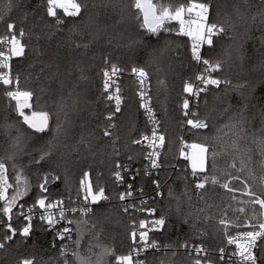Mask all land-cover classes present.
Instances as JSON below:
<instances>
[{
  "label": "snow or ice",
  "instance_id": "6c2138e0",
  "mask_svg": "<svg viewBox=\"0 0 264 264\" xmlns=\"http://www.w3.org/2000/svg\"><path fill=\"white\" fill-rule=\"evenodd\" d=\"M23 2L24 0H3V8H0V24L6 25L5 33L0 35V88H3V95L9 106L23 118L28 129L32 130L29 135L36 136L37 140L45 134H51L52 138L46 145L29 154L30 161L24 164L19 157L25 154L27 137L19 129L16 130V135H11V130L15 127L13 124L0 125V130H3L10 141L12 149L7 155L0 156V232L3 233L0 235V264H9L4 258L11 255L10 241L17 236L26 240L33 235L36 230L34 220L39 222L42 231L54 233L53 248L56 247L57 240L62 242L59 255L64 259V264H149V250L161 252L163 249V256L177 255V251L171 250L170 245H161L154 235L150 236L167 230L169 215L161 214L156 217L157 209L148 207L146 199H141L138 203L130 200L133 198L132 184H128L127 190L117 196L122 202L123 213L131 220L130 251L117 255L113 246L105 243L104 225L96 216L102 202L110 201L111 197L106 194L103 186L93 185L88 171L83 173L74 196L69 191L66 199L56 200L51 199L49 186L60 180L59 175L52 172L42 176L36 174L37 183L34 186L27 174L31 167H42L41 162L47 163L54 158L62 146L69 147L70 140L74 141L71 144L73 154H78L82 147L89 151L92 149L96 138L88 129L93 108L81 89V84L89 80L82 57L92 52L97 44H102L113 50L127 49L125 55L133 59L140 55V51H147V39L158 38L159 41L164 38L162 34L170 32L190 38L191 60L202 67V71L194 78L183 82L182 93L186 95L181 109L187 118L184 126L190 132L210 130L212 134L206 135L199 142L186 143L181 140L179 158L185 162L183 166L178 161H168L163 155L165 134L159 130L160 121L156 119L150 106L152 98L148 95V85L151 73L146 66L131 67V73L137 78L140 107L145 109L149 122L153 124L150 135L131 140L132 145H141L147 149L143 158L148 163L144 166L143 174L152 178L151 184L155 190V197L150 199L164 198L163 188H167L169 201H175L176 211L180 214L181 197L173 189V184L177 181L184 183L183 195L188 196L189 200L191 196L188 195L187 185L190 181L194 182L193 187L200 199L205 198L209 187L224 189L232 194L233 201L244 205L233 209L245 214L244 222L241 223L239 217L235 221L228 219L227 209L224 216L216 221L218 231L224 236V246L218 248V256H213L209 247H206L210 243L207 240H201L199 244L185 241L181 247L189 256L195 257L194 264H264V219H260L264 217V192L257 193L249 183V178L255 177L249 168L253 161L251 149L247 147L248 142L257 145L262 158L260 166L264 169V135L256 139L255 133L251 131L255 121L259 119L260 132L264 134V105L254 102L252 93L244 94L247 82L233 85L231 79L221 75L225 65L233 60V51L235 59L243 62L242 45L234 50L229 46L216 59L205 58L202 53L204 46L215 51L221 39L230 37L235 41L238 34L232 33L237 24L244 27L246 38L258 40L260 47L264 48V0H258L259 8L255 15H247L241 8V4L248 8L254 6L253 0H239L233 6L235 20L227 13L221 18L218 11L213 18L216 7L214 0H190L187 4H175L173 0H39L35 9L23 12L21 26L17 28V22L11 19V13ZM132 9L135 11H131ZM126 10L131 12L130 16L125 15ZM130 19L138 24L142 35L123 43V28ZM29 21L31 27L26 28ZM172 22H176L178 28L169 27ZM253 29L259 31L260 35L253 36ZM57 37L61 38L60 43L54 48L41 44L42 40L51 42ZM33 40L35 44L31 43ZM29 51L33 53L34 61L29 66L26 82H31L36 87H23L21 74L13 71L11 63L14 58H26ZM166 51L167 46L160 49L159 56H164ZM148 55L153 60L159 59L155 49L148 52ZM102 59L104 67L99 73L102 77V90L98 100L106 108L103 137L111 140L115 169L113 176L119 185L124 183L122 173H131V163L136 159L132 154L127 156V162L118 159L122 154V146L120 137L115 135V119L118 113H122L123 99L121 88L114 78H118L126 69L112 62L111 53L104 54ZM164 83L163 80L159 81L161 86ZM221 85L226 89L240 91L243 107L233 109L229 103L223 107L222 114L232 112V115L218 126L210 125L206 117L201 118L198 111L191 109L190 103L194 99L198 108L201 94H207L212 88L219 90ZM37 89L41 95L58 94L54 112L33 110L30 115L25 113L26 109L33 108L32 101ZM39 99L40 96H37V105ZM113 104L114 107L111 106ZM50 117L54 118V127L50 125ZM76 129H80L78 139ZM229 154L233 155L231 163L220 170L217 161ZM166 168L170 174L162 178L161 173ZM245 169H248V177L240 175ZM140 174L141 170L137 169L129 178L135 180ZM261 183L264 184V176L261 177ZM34 187L35 195L32 203L28 204L25 198L33 193ZM139 192L141 196L144 195L143 188ZM237 193L247 199L238 200ZM249 207L252 209L251 214H246ZM204 211L199 209L195 219H203L204 223H208L212 220L211 216L199 215ZM136 212L146 213L147 216L137 221L133 218ZM190 216L191 214L184 217L183 223L190 224L195 229L196 224L191 221ZM21 220L24 222L23 226L18 228L15 221ZM232 227H247L250 230L233 235L230 233ZM204 234L200 233L201 236ZM232 245L235 246L234 249L228 247ZM109 257L113 260L110 261ZM153 260H156L155 253ZM11 264H38V260L35 255L20 256L12 260ZM158 264H165V261L160 259Z\"/></svg>",
  "mask_w": 264,
  "mask_h": 264
},
{
  "label": "trees",
  "instance_id": "16d2710c",
  "mask_svg": "<svg viewBox=\"0 0 264 264\" xmlns=\"http://www.w3.org/2000/svg\"><path fill=\"white\" fill-rule=\"evenodd\" d=\"M190 0H173L175 4H187ZM239 0H214L216 5L213 11V18L216 16V12L220 13V17L223 18L225 14L232 16L235 20L236 16L233 13V6L237 4ZM39 0H24V2L11 13V19L17 22V28H19L20 20L23 12H31ZM252 7L248 8L241 4L242 10L247 15H255L259 8L258 0H253ZM0 8H3V0H0ZM131 11H135L132 9ZM126 16H130L131 12L125 11ZM251 23V21H249ZM69 27L71 24L68 25ZM25 27H31V21L25 25ZM169 27L178 28L176 22L169 24ZM6 31V25L0 24V35H3ZM124 39L123 43H127L129 39H138L142 35V30L139 29L138 24L134 20H129L127 25L123 28ZM233 35H237V39L233 41L230 37L219 40L215 51L210 50L207 46L204 48L203 53L207 58L216 59L224 54V50L229 46L234 50L243 46V62L235 59V52L233 51V60L225 65V70L221 73L222 76L226 75L231 79L233 85H239L246 83V88L243 90L245 95L252 93L254 96V102L264 105V48L260 47L259 41L248 39L244 34V27L237 24ZM253 36H259V31L253 29ZM163 39L150 38L147 39V51H140V55L133 59H129L125 53L127 49L113 50L109 49L102 44H97L92 52L87 56L82 57L83 66L86 68V75L89 77L87 83L81 84V89L86 94V101L91 103L93 108V115L90 117L91 123L89 125V131L94 133L95 140L91 151L87 148H81L78 154L71 152V144L74 143L70 140L69 147H61L59 152L56 153L54 158L50 159L47 163L41 162L42 167L33 166L27 170V174L31 179L32 184L35 186L37 183V175H43L45 173L52 172L55 175L60 176V180L50 185V192L52 193L51 199L59 197H67L69 191L75 195V190L79 187V181L83 177V173L88 171L90 173V179L93 185L103 186L106 190V194L111 197L110 201L102 202L100 208L97 209L96 216L104 225L105 243L113 246L117 255L127 254L130 250L131 241L129 239V232L131 231V220L128 215L122 211V202L118 200V193L121 192V187L115 182L112 174L114 172V158L111 153V140L103 137L104 127V115H106V108L101 100H98L100 92L102 90V77L99 75L101 69L104 67L103 55L111 53L112 62L118 63L126 70L124 73L131 71V67L134 65L146 66L151 73V95L155 109L162 121V133L165 134L166 146L163 155L168 161L179 162L180 166L185 163L179 158V149L181 140L186 143L199 142L204 137L211 136L210 130H202L199 133L190 132L184 126L185 116L183 115L181 104L184 98L182 93L183 82L189 78H194L198 65L195 61L191 60V40L186 36H177L175 32L162 34ZM60 37L53 39L51 42L42 40L41 44L49 48H54L60 43ZM35 44V40L31 41ZM167 46L165 55L160 57L159 51ZM156 50V56L158 60H153L148 52ZM34 56L31 51L28 52L26 58H14L13 59V71L21 74V84L23 87H36L31 82H26L29 66L33 63ZM163 80L165 83L163 86L159 84V81ZM254 90V91H253ZM3 88H0V125L13 124L15 127L11 130V135H16V130L19 129L20 133L27 137V144L25 145V154L19 157L20 162L28 164L30 161V155L35 150L43 145H46L51 140V134H45L39 140L36 136L29 135L32 130L28 129L27 125L23 123V118L20 117L9 106L7 98L3 95ZM121 95L123 98L122 113H118L115 119L117 129L115 135L120 137V145L122 146V154L118 159L123 162H127V156L132 154L136 159L131 163V172H136L135 169L141 170V174L132 181L134 187L140 186L144 189V194L149 196L148 207L156 208V216L161 214L169 215V224L167 230L162 233L150 234L161 243V245H170L171 250H176L177 255L175 257L163 256L162 252H155V250H149L147 253L149 264H158L160 259L165 261V264H194V256H189L185 250L181 247L188 241L189 243L199 244L201 240H207L210 243L206 244L213 256H218V248L224 246V236L221 231H218V225L216 221L224 216L227 209L228 219L235 221L237 217L240 218V222L243 223L245 214L233 211L235 208L244 207L237 201L231 199L232 194L228 193L219 187H209L204 199H200L196 195V191L193 187L192 181L187 185L188 195L191 196V200L188 196L183 195L185 185L183 182L177 181L173 184V189L176 195L181 197V209L180 214L176 211L175 201H169L167 195V188H163L164 198L155 197V190L151 184V177L144 176L143 169L146 165V161L143 158L145 150L140 145H132L131 140L139 139L143 132L148 130V125L143 116L140 102L137 95V85L133 78L130 76H124L121 82ZM37 96H40L39 104L36 103ZM58 99V94H43L41 95L37 89L36 96L33 97V108L27 109V112L48 110L54 112V104ZM206 101V103H205ZM223 101V103H221ZM233 106V109H239L243 107L241 100V92L232 89H226L224 85H221V89H210L207 94H202L199 101L198 108L194 107V111H198L201 118H207L210 125L218 126L224 123L232 112L222 114L223 107L228 104ZM14 105L15 102L13 101ZM113 107V105H111ZM251 115V112L248 113ZM50 125L54 127V118L50 117ZM261 124L259 119L254 123L252 132L255 133V138H261L260 132ZM80 129H76V139L79 138ZM127 145L128 147H124ZM242 146H244L242 144ZM247 147L251 149L252 163L249 168L252 170V174L255 179L249 178V183L253 189L257 192H264V184L261 183V177L264 176V169L260 166L259 149L256 144L251 142L247 143ZM10 141L6 138L3 130H0V156L7 155L11 151ZM233 155L229 154L217 161L218 168L223 170L227 168V165L231 163ZM237 166L239 167V158H237ZM234 171V170H233ZM166 174H170L166 168L164 173H161L163 178ZM242 177H248V169H245L240 173ZM35 187L33 193L29 197L25 198L28 204L32 203V197L35 195ZM239 199H247V197H241L239 193L236 194ZM211 207H208V206ZM258 209L259 206L257 205ZM204 209L205 211L199 213L201 217L211 216L212 220L208 223H204L203 219L197 221L195 219L198 210ZM251 207L247 209L246 214H251ZM192 222L196 224L193 229L190 224H184L183 218L189 217ZM137 214H133V218H136ZM264 219V217H260ZM23 221H15L16 226L22 227ZM36 230L33 235L28 239H23L17 236L13 241H10L11 255L5 257L4 260L11 264V261L18 259L20 256L35 255L38 260V264H64V259L59 255L60 243L56 241V247H52L53 233L45 232L39 228V222L35 220ZM250 230L249 228H230V233L234 234L238 231ZM205 233L203 236L200 233ZM0 235H3L0 232ZM155 253L156 260H153V254ZM259 255V253H258ZM72 259V258H71ZM112 261L113 258L109 257Z\"/></svg>",
  "mask_w": 264,
  "mask_h": 264
},
{
  "label": "built area",
  "instance_id": "2783aa9c",
  "mask_svg": "<svg viewBox=\"0 0 264 264\" xmlns=\"http://www.w3.org/2000/svg\"><path fill=\"white\" fill-rule=\"evenodd\" d=\"M190 2V1H189ZM188 2V3H189ZM206 46H204L203 48H202V53H203V50H204V48H205ZM203 55H204V53H203ZM204 57L205 58H207L205 55H204ZM11 63H12V66H13V60L11 61ZM200 71H202V67L200 66V65H198V70H197V72H196V74L198 73V72H200ZM195 74V75H196ZM130 76L131 78H133L134 79V81L136 82V85H137V95H138V83H137V78H136V76L134 75V74H132L131 73V71H129V72H126V73H122L118 78H114V79H117V83L119 84V86H120V88H121V82H122V79H123V77L124 76ZM148 88H149V91H148V95H150L151 96V98H152V95H151V86H150V84L148 85ZM203 94V93H202ZM201 94V95H202ZM123 99V98H122ZM138 99H139V102H140V104H141V100H140V97H139V95H138ZM124 102V101H123ZM122 105H123V103H122ZM122 105H121V108H122ZM195 105H196V101L193 99L192 101H191V103H190V107H191V109L194 111V107H195ZM150 106L153 108V111H154V113H155V116H156V119H158L159 121H160V131L162 132V121H161V119H160V117H159V115H158V113H157V111H156V109H155V106H154V104H153V99H151V102H150ZM113 107H114V104H113ZM141 110H142V113H143V116H144V118H145V121H146V123H147V125H148V130L146 131V132H143L142 134H141V136L142 135H150L151 134V130H152V127H153V124L152 123H150L149 122V119H148V117H147V115H146V113H145V109L144 108H141ZM25 113H28V115H30L31 113H29V112H27V109L25 110ZM187 118L185 117V120H186ZM140 136V137H141ZM141 146V145H140ZM144 150H145V154H146V151H147V149H146V147H143V146H141ZM180 147H181V144H180ZM146 161V160H145ZM148 163V161H146V164ZM138 168H136L135 169V171L137 170ZM123 175H124V183L123 184H119L118 186L119 187H121V192H124V191H126L127 190V185L128 184H132V181L133 180H131L130 178H129V176L130 175H132V174H135L134 172H131V173H122ZM112 177L114 178V176H113V174H112ZM114 180H115V178H114ZM116 182V181H115ZM117 183V182H116ZM118 184V183H117ZM132 186H133V184H132ZM141 187L140 186H137V187H134L133 186V198H130V200H134L135 202H139V200H141V199H146V200H148L149 201V196L148 195H146V194H144L143 196H141V194H140V192H139V189H140ZM61 198H64V199H66L67 197H59V198H56V199H61ZM56 199H53V200H56ZM136 214H137V217L136 218H134V219H136L137 221L138 220H140V219H145L146 218V216H147V214L146 213H140V212H136ZM156 216V215H155ZM156 217H159V216H156ZM147 218H151V217H147ZM34 222H35V220H34ZM244 231H246V230H244ZM238 232H240V231H238ZM238 232H236V233H234L233 235H236ZM53 233V232H52ZM53 235H54V233H53ZM59 243L61 244L62 242L61 241H59ZM230 249H234L235 248V246L234 245H232V246H228ZM130 251V250H129ZM69 259H71L72 257L71 256H69L68 257Z\"/></svg>",
  "mask_w": 264,
  "mask_h": 264
},
{
  "label": "rangeland",
  "instance_id": "374dc122",
  "mask_svg": "<svg viewBox=\"0 0 264 264\" xmlns=\"http://www.w3.org/2000/svg\"><path fill=\"white\" fill-rule=\"evenodd\" d=\"M26 114H28V113H26Z\"/></svg>",
  "mask_w": 264,
  "mask_h": 264
}]
</instances>
